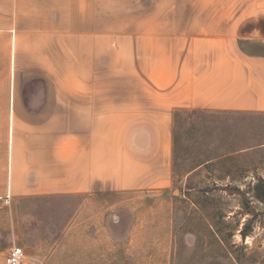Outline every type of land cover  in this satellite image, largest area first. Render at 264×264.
Segmentation results:
<instances>
[{"label": "crops", "instance_id": "obj_1", "mask_svg": "<svg viewBox=\"0 0 264 264\" xmlns=\"http://www.w3.org/2000/svg\"><path fill=\"white\" fill-rule=\"evenodd\" d=\"M223 2L0 0V201L171 240L179 115H264V0Z\"/></svg>", "mask_w": 264, "mask_h": 264}, {"label": "rangeland", "instance_id": "obj_2", "mask_svg": "<svg viewBox=\"0 0 264 264\" xmlns=\"http://www.w3.org/2000/svg\"><path fill=\"white\" fill-rule=\"evenodd\" d=\"M259 182L261 190L264 115L185 112L176 127L171 240L163 225L117 221L118 210L93 233L73 232L71 198L0 201V264L17 245L37 264H264Z\"/></svg>", "mask_w": 264, "mask_h": 264}, {"label": "built area", "instance_id": "obj_3", "mask_svg": "<svg viewBox=\"0 0 264 264\" xmlns=\"http://www.w3.org/2000/svg\"><path fill=\"white\" fill-rule=\"evenodd\" d=\"M5 263L6 264H37L35 259L29 255L26 249L18 245L9 248L6 254Z\"/></svg>", "mask_w": 264, "mask_h": 264}, {"label": "trees", "instance_id": "obj_4", "mask_svg": "<svg viewBox=\"0 0 264 264\" xmlns=\"http://www.w3.org/2000/svg\"><path fill=\"white\" fill-rule=\"evenodd\" d=\"M262 183L263 182H259L258 184H257V189H259V192H258V194H257V196L260 198V199H264V194H261V192L263 191L264 192V186H263V188L260 190V186H262ZM258 191V190H257ZM261 191V192H260ZM242 234H243V236L244 237H246L247 236V232H242Z\"/></svg>", "mask_w": 264, "mask_h": 264}]
</instances>
